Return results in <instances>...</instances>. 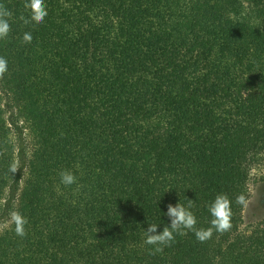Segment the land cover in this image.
<instances>
[{
	"label": "trees",
	"instance_id": "trees-1",
	"mask_svg": "<svg viewBox=\"0 0 264 264\" xmlns=\"http://www.w3.org/2000/svg\"><path fill=\"white\" fill-rule=\"evenodd\" d=\"M25 2L0 0V222L27 220L0 264H264V218L236 203L264 153V0H44L39 25ZM218 194L229 232L151 254L169 204L207 229Z\"/></svg>",
	"mask_w": 264,
	"mask_h": 264
},
{
	"label": "clouds",
	"instance_id": "clouds-1",
	"mask_svg": "<svg viewBox=\"0 0 264 264\" xmlns=\"http://www.w3.org/2000/svg\"><path fill=\"white\" fill-rule=\"evenodd\" d=\"M24 9L29 13L26 18L24 15L20 16V20L25 25L43 23L48 15L44 0H26ZM12 13L8 11L4 5H0V40H4L10 33V24L8 18ZM25 43H31L32 35L26 32L23 36ZM8 70L7 60L0 57V78H3ZM16 166L13 164L10 171L15 172ZM61 183L65 186H70L76 183V177L69 171H62L60 173ZM236 203L242 207H247L248 200L244 194L236 197ZM193 207V201L188 200L187 206L178 203L173 206L171 204L167 207L166 215L170 219V225L165 226L162 231L158 232V225L151 224L145 230V244L153 246L154 251L151 254L162 253L165 247H170L175 240L176 235H186L188 231L194 232L196 239L201 242H207L215 233L224 234L229 232L233 225L231 201L225 194H218L213 203L209 207L211 214L210 226L207 229L197 228V219L190 210ZM10 223L14 225L15 234L21 238L26 236L25 225L27 220L18 211H13L10 214Z\"/></svg>",
	"mask_w": 264,
	"mask_h": 264
},
{
	"label": "rangeland",
	"instance_id": "rangeland-1",
	"mask_svg": "<svg viewBox=\"0 0 264 264\" xmlns=\"http://www.w3.org/2000/svg\"><path fill=\"white\" fill-rule=\"evenodd\" d=\"M27 139V149L31 147L32 141L28 135V131L25 132ZM25 183L24 180L20 183L19 193L23 190ZM248 204L243 209V221L244 226L254 223L264 218V153L261 154L252 166L250 170V178L248 181ZM19 195V194H18ZM18 201L16 200L15 208ZM12 213V212H11ZM10 216L5 222H0V233H2L10 225Z\"/></svg>",
	"mask_w": 264,
	"mask_h": 264
}]
</instances>
